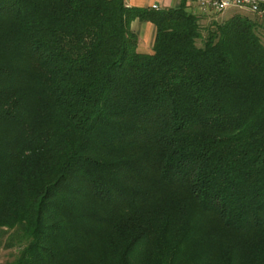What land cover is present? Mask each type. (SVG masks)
Here are the masks:
<instances>
[{"label":"trees","instance_id":"obj_1","mask_svg":"<svg viewBox=\"0 0 264 264\" xmlns=\"http://www.w3.org/2000/svg\"><path fill=\"white\" fill-rule=\"evenodd\" d=\"M203 19L0 0L8 264H264V23Z\"/></svg>","mask_w":264,"mask_h":264},{"label":"built area","instance_id":"obj_2","mask_svg":"<svg viewBox=\"0 0 264 264\" xmlns=\"http://www.w3.org/2000/svg\"><path fill=\"white\" fill-rule=\"evenodd\" d=\"M125 3L127 0H123ZM202 15L212 16L226 10H245L264 23V0H195ZM152 8L158 9L156 5Z\"/></svg>","mask_w":264,"mask_h":264},{"label":"crops","instance_id":"obj_3","mask_svg":"<svg viewBox=\"0 0 264 264\" xmlns=\"http://www.w3.org/2000/svg\"><path fill=\"white\" fill-rule=\"evenodd\" d=\"M126 4L129 6H135V7H151L152 5H156L159 8H177L180 6H183L186 10L202 15L198 9L197 3L195 0H127ZM205 16V15H202ZM132 29L134 28L135 31H138V38L140 41L144 42L148 39L147 36L151 39L150 47L153 40V33H154V27L153 25L148 21H139L135 19L132 24ZM150 47H148L150 49ZM147 49L146 51H148ZM143 51V50H142Z\"/></svg>","mask_w":264,"mask_h":264},{"label":"rangeland","instance_id":"obj_4","mask_svg":"<svg viewBox=\"0 0 264 264\" xmlns=\"http://www.w3.org/2000/svg\"><path fill=\"white\" fill-rule=\"evenodd\" d=\"M240 13L246 14L249 13L247 11L244 10H238ZM235 12L234 9H229L224 11L223 13L217 14V15H212V16H204L205 19L201 20V23H208L211 18L221 21V20H225L228 18V16L232 15ZM251 16V15H249ZM134 21V20H133ZM132 21V22H133ZM131 22V24H132ZM130 24V26H131ZM132 28V26H131ZM132 30L135 31V29L133 28ZM138 35V31H135ZM261 32V41L264 44V29H260ZM139 39V38H138ZM148 39L147 41L145 40L144 42L138 40V44H137V49L139 50H143L146 51L147 49H149L148 47H150V42H151V37L149 38L147 36ZM201 41H197V44H200ZM12 230H6V229H0V264H8L11 260L14 259L15 255L17 254V247H5L6 243L8 242V238L12 235Z\"/></svg>","mask_w":264,"mask_h":264}]
</instances>
